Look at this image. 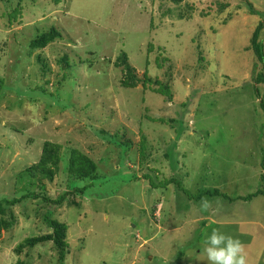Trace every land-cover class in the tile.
I'll use <instances>...</instances> for the list:
<instances>
[{
	"label": "rangeland",
	"instance_id": "1",
	"mask_svg": "<svg viewBox=\"0 0 264 264\" xmlns=\"http://www.w3.org/2000/svg\"><path fill=\"white\" fill-rule=\"evenodd\" d=\"M261 22L264 0H0V202L41 185L66 196L8 206L16 224L2 233L0 264H211L214 229L241 241L247 264H264V195L195 201L169 182L234 199L264 190V83L252 48ZM52 27L61 37L30 55L29 40ZM124 54L139 78L151 63L173 100L156 84L123 87ZM45 140L62 146L53 180L28 171ZM72 148L95 162L97 180L69 172ZM46 217L68 225L63 261L51 241L17 252L52 232Z\"/></svg>",
	"mask_w": 264,
	"mask_h": 264
},
{
	"label": "trees",
	"instance_id": "2",
	"mask_svg": "<svg viewBox=\"0 0 264 264\" xmlns=\"http://www.w3.org/2000/svg\"><path fill=\"white\" fill-rule=\"evenodd\" d=\"M19 9H21L19 6H16L13 10H15L13 13V16L10 14L8 15V20L10 22L12 21H17L19 15ZM253 13H255L253 11ZM5 16V14H4ZM17 16V17H16ZM15 17V18H14ZM13 18V19H12ZM264 28V22H261L256 30L254 31V35L252 36V48L254 50V53L256 55L258 63L262 65V71L259 72L256 76V84L264 83V45L261 41H259V35L262 32V29ZM61 33L55 28L52 27L50 31L42 30L39 31L36 36L33 39L29 40L28 47H29V54L36 52L38 50H44L50 44L51 42H54L56 38H60ZM30 54V55H31ZM164 53L159 54V56L155 59V66L157 67L158 70L161 69V67L164 65L166 58L163 59ZM41 56L38 57V59L41 60ZM43 63V62H41ZM147 67L144 72V77L139 78V76L136 73L135 67L131 66L130 63H128V57L126 54H124L122 57H120V62L119 65L123 67V73L124 77L122 79L121 84L123 87L126 88H134L137 87L138 83H142L144 87H152V85L156 84L158 86L157 89H152L158 93H161L163 96H168V98L172 101L173 100V94L170 90V85L168 82H163L162 80L159 79V76H156L154 80L151 78L149 75V72L152 71L153 66H151V63H148L146 61ZM69 59L68 57H64L63 59V70L67 69L69 67ZM43 68H47V63H43ZM151 68V70H149ZM156 75H158L156 73ZM63 77H67L65 73H63ZM169 77V75H168ZM170 78V77H169ZM3 82L0 81V89L2 88ZM258 90V89H257ZM51 97H59L60 94L54 93L51 94ZM64 102L65 100H61ZM67 105V104H65ZM185 105V103H184ZM183 105V106H184ZM261 106L264 110V100L261 101ZM187 109V106L186 108ZM177 123V121H175ZM183 132H179V135L177 137H181L180 134ZM102 134H106L105 131H102ZM144 139V136L142 137V141L140 143L141 147V157H142V163L145 161V151H147V144ZM128 142V141H127ZM129 143V142H128ZM172 149L169 150V155L168 158H171V155H174L173 161L176 162L177 159V154L178 152L175 151L177 147V143H172ZM61 149L62 146L58 143L51 142L49 140H45L43 142V146L41 148V152L39 153V160L32 164L29 168L28 171L30 173L34 172H40L44 178L53 180L55 177V172L58 170L60 162H61ZM176 159V160H175ZM177 163V162H176ZM96 164L95 162L87 156L85 153L81 152L78 149L72 148L70 152V158H69V172L76 177V180L78 179H84L89 182H94L95 180L98 179V176L96 174ZM146 177L153 179V177L150 174H147ZM171 183H177L179 190H182L185 194L188 195L189 199L195 200V201H200L204 199V196H212V197H224L225 199H229L230 201H235L237 199H242L246 201H250L253 197H256L258 195H264V190L263 189H258L257 191L248 194L247 197L241 196L237 197L236 199L228 197L225 193L220 192L219 190H204L200 193L197 194H190L188 191L182 187L181 183L178 181L176 178L170 179ZM90 185H85L82 187H76V193H79L80 195H83L86 190L89 188ZM45 185L40 186V191L39 192H28L27 194L23 195L21 198H15L13 200H10L8 198H4L3 202H0V239L2 236V233L7 230H11L14 228L16 224V216L14 212H9L7 209L8 206H14L16 203L21 202L23 199L26 198H43L48 201L52 202L53 204L59 205L61 204L66 196L62 195L59 199H52L50 197L44 196L45 192ZM47 223L49 226L52 228V232L49 234L41 235V236H34L26 239L25 244H20L17 248V252L21 253L24 249V246H28V248L31 250L33 249L36 245L51 241L54 243L55 247L57 248L59 252V259L63 261L65 259V253L67 249V230H68V225L59 221L58 219H52L50 217H46Z\"/></svg>",
	"mask_w": 264,
	"mask_h": 264
},
{
	"label": "clouds",
	"instance_id": "3",
	"mask_svg": "<svg viewBox=\"0 0 264 264\" xmlns=\"http://www.w3.org/2000/svg\"><path fill=\"white\" fill-rule=\"evenodd\" d=\"M207 245L204 251L211 264H247L244 247L239 239L214 229L207 238Z\"/></svg>",
	"mask_w": 264,
	"mask_h": 264
}]
</instances>
